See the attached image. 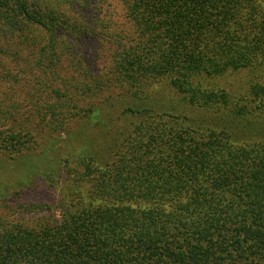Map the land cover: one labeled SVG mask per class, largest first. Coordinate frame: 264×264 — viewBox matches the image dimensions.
I'll use <instances>...</instances> for the list:
<instances>
[{"label": "trees", "instance_id": "trees-1", "mask_svg": "<svg viewBox=\"0 0 264 264\" xmlns=\"http://www.w3.org/2000/svg\"><path fill=\"white\" fill-rule=\"evenodd\" d=\"M1 39L30 98H88L77 115L100 134L122 115L141 121L101 173L98 206L0 216V264H264V140L233 138L264 114V80L242 95L221 87L264 66V0H0ZM40 56L51 78L33 89ZM118 88L145 107L126 106ZM198 113L221 126L201 127Z\"/></svg>", "mask_w": 264, "mask_h": 264}, {"label": "rangeland", "instance_id": "rangeland-1", "mask_svg": "<svg viewBox=\"0 0 264 264\" xmlns=\"http://www.w3.org/2000/svg\"><path fill=\"white\" fill-rule=\"evenodd\" d=\"M43 33H38L40 46L46 43L47 35ZM0 41V45L9 50L6 43L11 39ZM41 60L42 67L35 68L37 71L32 73L37 83L33 89L36 86L44 89V81L51 78V72L45 66L49 59L42 57ZM106 60L94 57L100 73L107 71ZM24 80L29 78L21 67L10 58L0 56V115L6 113L16 121L14 126L0 122V131L11 136L9 148L6 147L9 151L0 148V216H12L10 221L16 222L14 218L19 214L32 212L39 218L59 220L64 213L98 206L94 187L102 179L101 173L114 165L126 138L141 119L122 115L100 134L87 118L77 115L79 110L90 108L88 98L81 96L70 101L62 91H59L60 97L49 88L47 93L33 99ZM259 80H264V66L257 71L234 72L226 77L221 87L242 95ZM57 84L52 86L56 91ZM153 86L160 90L164 82H156ZM120 93L125 95L126 106L145 107L136 96L126 93L125 88H118L114 95ZM257 114L252 123L238 125L234 130L233 138L237 143L252 146L264 140V114L261 115V111ZM189 118L198 121L203 128L218 129L221 126L220 122L211 121L203 113L194 117L189 115ZM164 119L168 118H161L160 122H165ZM20 128L29 133L26 145L23 141L27 136L24 131L19 133Z\"/></svg>", "mask_w": 264, "mask_h": 264}]
</instances>
